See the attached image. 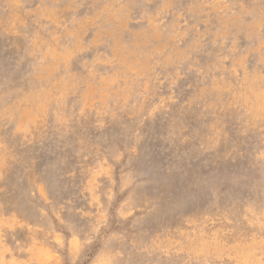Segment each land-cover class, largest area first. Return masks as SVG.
Here are the masks:
<instances>
[{
    "label": "rangeland",
    "instance_id": "obj_1",
    "mask_svg": "<svg viewBox=\"0 0 264 264\" xmlns=\"http://www.w3.org/2000/svg\"><path fill=\"white\" fill-rule=\"evenodd\" d=\"M0 264H264V0H0Z\"/></svg>",
    "mask_w": 264,
    "mask_h": 264
}]
</instances>
